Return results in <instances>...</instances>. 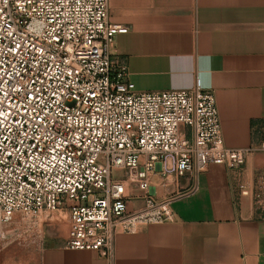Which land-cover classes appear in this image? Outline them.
Listing matches in <instances>:
<instances>
[{"label":"built area","instance_id":"obj_1","mask_svg":"<svg viewBox=\"0 0 264 264\" xmlns=\"http://www.w3.org/2000/svg\"><path fill=\"white\" fill-rule=\"evenodd\" d=\"M127 30L108 22V0H0V241L6 227L67 217L64 248L111 260L114 237L141 223L171 222L147 196L166 178L222 166L243 175L264 153L223 144L213 93L137 92L111 55ZM129 190L143 197L129 211ZM264 218V170L236 185ZM29 228V227H28Z\"/></svg>","mask_w":264,"mask_h":264},{"label":"crops","instance_id":"obj_2","mask_svg":"<svg viewBox=\"0 0 264 264\" xmlns=\"http://www.w3.org/2000/svg\"><path fill=\"white\" fill-rule=\"evenodd\" d=\"M108 22L127 30L111 55L135 91L198 86L214 95L226 148L264 142V0H108ZM263 170L264 153L247 158L240 179L208 166L185 197L193 175L163 178L156 166L147 196L159 204L180 195L167 206L173 220L119 232L111 260L65 249L66 230L31 243L4 235L0 264H264V218L236 190ZM129 191L128 210L142 208V194Z\"/></svg>","mask_w":264,"mask_h":264},{"label":"rangeland","instance_id":"obj_3","mask_svg":"<svg viewBox=\"0 0 264 264\" xmlns=\"http://www.w3.org/2000/svg\"><path fill=\"white\" fill-rule=\"evenodd\" d=\"M36 221V225L32 227L25 221L14 223L6 227L4 235H11L13 239L10 241L16 244L31 243L35 240L40 241L43 235H60L68 226L66 214L63 212L42 213ZM3 242H7L6 238H3L0 244Z\"/></svg>","mask_w":264,"mask_h":264}]
</instances>
